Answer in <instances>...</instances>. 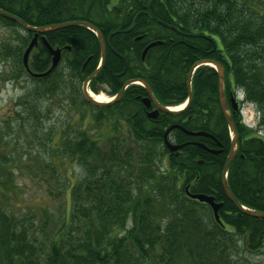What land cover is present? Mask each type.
<instances>
[{"label":"trees","instance_id":"1","mask_svg":"<svg viewBox=\"0 0 264 264\" xmlns=\"http://www.w3.org/2000/svg\"><path fill=\"white\" fill-rule=\"evenodd\" d=\"M116 2L0 0V8L36 28L89 23L104 39L111 38L109 33L114 30H127L138 15L133 31L150 32L147 41L129 50L131 41L125 47L123 42L111 40L115 51L107 49L102 70L90 84L94 92L99 91L98 85L107 84L106 90L113 96L123 88L125 79L133 78L145 81L161 106L175 107L188 100L187 78L195 64L213 61L221 65L228 94H244L239 110L251 104L259 115L256 129L244 124L240 111L232 115L238 144L227 182L241 206L264 213V0ZM0 22L22 28L2 16ZM33 37V32L26 31L19 47L4 44L0 56L15 60L16 78L27 75L34 81L38 99L49 98L64 88L76 94L77 85L94 73L101 61L98 36L86 26H70L39 34L40 40L61 48L64 58L47 76H31L22 58ZM118 37L133 38L126 33L114 38ZM165 38H173V42L169 44ZM157 40L164 43L150 49L142 60L144 45ZM120 54L128 59L126 71ZM51 64L48 49L39 42L31 53L29 70L43 74ZM62 67L69 74L60 71ZM192 93L186 110L177 115L160 113L156 121L147 118L144 105L134 100L136 94L147 95L140 85L126 90L121 101L97 107V124L109 116L124 119L129 137L116 135V129L108 139L109 147H103L85 130L63 139L61 154L74 162L72 175L77 180L71 189L69 217L53 239L46 229L38 228L34 218L27 224L28 216L18 217L0 205V264H238L235 255L240 243L245 252L264 251V219L249 216L235 206L222 185L232 141L214 68L201 66L196 70ZM173 125L213 135L223 152L214 155L188 145L179 153H170L163 136ZM169 139L176 144L191 140L217 147L211 139L191 137L180 129H174ZM7 184L4 181L3 187L8 188ZM187 190L222 203L224 226L215 222L208 205L188 197ZM46 216L48 225L51 218Z\"/></svg>","mask_w":264,"mask_h":264},{"label":"rangeland","instance_id":"2","mask_svg":"<svg viewBox=\"0 0 264 264\" xmlns=\"http://www.w3.org/2000/svg\"><path fill=\"white\" fill-rule=\"evenodd\" d=\"M22 34H26L23 28L0 22V54L4 44L19 47ZM60 71L67 70L62 67ZM15 72V60L0 56V205L18 217L28 216L27 224L34 218L38 228L46 229L55 239L71 212V189L77 182L72 175L74 162L60 151L63 139L85 130L103 147H109L108 139L115 130L116 135L129 137V127L127 121L114 116H105L107 119L97 124L99 111L84 99L82 83L77 85L76 94L64 88L38 99L34 81L27 75L16 78ZM98 89L94 92L89 86L95 94L109 97L105 87L98 85ZM239 96L243 98L242 93ZM242 117L248 125L259 120L250 104L243 105ZM4 181H8V188L3 187ZM46 214L51 218L48 225ZM238 247V264H264V251L245 252L241 243Z\"/></svg>","mask_w":264,"mask_h":264},{"label":"water","instance_id":"3","mask_svg":"<svg viewBox=\"0 0 264 264\" xmlns=\"http://www.w3.org/2000/svg\"><path fill=\"white\" fill-rule=\"evenodd\" d=\"M0 15L5 17V18H7V19H9V20H11V21H13V22H15V23H17V24H19L22 28L26 29L27 31L33 32L35 34L33 39L31 40L30 44L28 45L27 49L25 50L24 55H23V64H24L26 70L29 71V72H30V70H29L30 54L33 51V49L36 47V45L38 44V36H39V34H44V33H47V32H52V31H55V30H59V29H62V28L70 27V26H76V25L87 26L88 28H90V29H92V30H94V31H96L98 33V31L92 25H90L89 23H85V22H67V23H63V24L53 25L51 27L36 28V27L29 26L27 23H25L19 17L15 16V15L9 13V12H6V11H4L2 9H0ZM164 25L167 26V27H171V26H169V25H167L165 23H164ZM171 28H173V27H171ZM98 36H99V41H100V45H101V54H102L101 65L83 83V95H84V98L88 102H90L91 104H93L94 106H97V107H103V106H107V105L113 104L116 101L121 99V97L123 96V94H124V92L126 90V87L129 84L138 81L145 87V89L147 90V94H148V96L143 99V103L146 104L147 106H150L151 103L153 102L154 105L156 106V109L154 111L148 113V117L149 118L155 119L159 115L160 111H162V112H164L166 114H175V115H177V114H180L182 111L185 110L184 109V110L174 111L171 108H165V107L161 106L155 100L150 86L145 81H142V80H133V81L127 82L125 84V86L122 88V90L119 92L117 97L112 102H109V103L97 102L96 99H94L93 96H91V94H90V92L88 90V85H89L90 81L96 75H98L100 73V71L102 70V67L104 65V62H105V55H106L105 42H104V39H103V37H102V35L100 33H98ZM43 42L47 46V48L49 50V53H50V55L52 57V64H51V67L49 68V70L47 72L43 73V74H32V73H30L34 77H45V76H47L48 74L53 72L58 67V65L61 62V55H62L61 49H54L53 47H51V45L45 39H43ZM156 44H158V43H153V44L149 45L145 49V51L143 52V57H145L148 49L153 47V46H155ZM209 64H212L213 67H215L216 70H217L218 78H219V95H220L219 100H220L221 109H222L224 117H225V119H226V121L228 123L229 129L233 133L232 150L230 152V155H229V157L227 159L225 168H224L223 173H222V185H223L225 194L228 197V199L235 206H237L239 209H241L245 214H247L249 216H252V217L264 219V213L263 212L251 211V210H248V209L244 208L243 206H241V204L238 202V200L233 195L231 189L229 188L228 182H227V174H228V171L230 169L231 163H232V161H233V159H234V157L236 155V151H237L236 147H237V144H238V135H237L236 130H235V124H234V121L232 119V116L229 113V107H228L227 100H226V94H225V88H224L225 73H224L223 67H221L219 64H217L216 62H213V61L199 62V63L195 64V66H193V68L189 72V75H188V78H187V90H188V94H189V98H188V102H187L188 104L187 105H189L192 102V100H193V93H192V90H191V84H192V78H193V75H194V72H195L196 68L201 66V65H209ZM231 99H232L231 102H232V105H233L234 109L237 110V108H238L237 107L238 106L237 101L233 97ZM174 129H180L184 133H186L187 135L192 136V137L209 136L208 134L203 133V132H196L195 133V132H191V131H188V130L184 129L183 127H181L179 125H173L165 132V135H164L165 146L169 149V151L171 153L177 152L180 149H182L183 147H185L187 145H190V144H194V145L199 146L200 148L207 149L203 144H198V143H190V144L187 143V144H183V145H174V144L170 143L168 141V135ZM211 152L212 153H218V152H215V151H211ZM186 192H187V195L191 199L198 200L199 202H203V203L208 204L211 207V209H212V211L214 213L215 221L218 224L222 225V221L220 219L219 212H220L221 208L223 207V204L215 202L213 197H209V196L202 195V194H191V193H189L188 190Z\"/></svg>","mask_w":264,"mask_h":264},{"label":"flooded vegetation","instance_id":"4","mask_svg":"<svg viewBox=\"0 0 264 264\" xmlns=\"http://www.w3.org/2000/svg\"><path fill=\"white\" fill-rule=\"evenodd\" d=\"M117 0H113V5H115L117 2H116ZM107 4H106V6H108L107 7V9H109V4H108V2H106ZM90 9H91V6H89V11H90ZM138 17V15H136L135 17H134V19H133V21H132V23L130 24V26H129V28L127 29V30H114V31H112V32H110L109 34L111 35V38L110 37H108V38H106V39H104V37H103V35H102V37H103V39H104V42H105V46H106V53H107V49L108 48H110L112 51H115L113 48H111V40L112 41H114L115 43H119V42H123V44H124V46L126 47V45L127 44H125V43H127L128 41H131V43H132V45L133 46H129L128 48H129V50H130V48L131 49H133V50H136V48L138 47V48H140V43L141 42H145V41H147L145 38L147 37L146 36V34L147 33H150V32H145V33H142V34H138L139 32H136V31H133L134 30V26H135V22H136V18ZM159 24L162 26V27H164V28H166V29H169V30H171V31H174V32H177V33H179V31L175 28H171V27H167V26H165L164 25V23H160L159 22ZM168 25V24H167ZM170 26V25H169ZM173 27V26H172ZM90 30V29H89ZM92 32H94L93 30H91ZM151 32H153V30L151 31ZM95 33V32H94ZM120 33H126V35L127 34H132V37L133 38H129V37H118V38H114V37H116L118 34H120ZM96 34V33H95ZM164 34H165V32L163 33V34H161V36L163 37L164 36ZM97 35V34H96ZM188 35H190V34H183V36L184 37H186V36H188ZM98 36V35H97ZM112 36H113V38H112ZM99 39V38H98ZM168 41L169 42V44H171L172 42H173V38H168V39H166L165 38V41ZM39 42H41V43H43L44 44V42H43V39H39L38 40ZM156 42H158V45H155V46H153V47H151V48H149L148 49V51L150 50V49H152V48H154V47H156V46H159V45H162L163 43H164V41L163 40H157ZM99 43H100V41H99ZM153 42H151V43H149V44H145L144 45V47H143V50H142V53L145 51V49L149 46V45H151ZM101 47V46H100ZM57 49H61V48H59V47H56ZM124 49V48H123ZM68 50L69 51H71V48L69 47L68 48ZM148 51H147V53H148ZM146 53V54H147ZM121 55V54H120ZM122 56V57H121ZM119 58L121 59V60H123V62H124V65H125V71H126V69H128V67H129V62H128V59L127 58H125L123 55H121ZM102 57V56H101ZM145 57H146V55H145ZM145 57H143V54H142V56H141V59L142 60H145ZM64 58V52H63V50H62V59ZM135 59L137 60V56L135 55ZM105 60H106V55H105ZM125 74V72H123V74L122 75H124ZM131 80H133V78H131V79H125L124 80V85L127 83V82H129V81H131ZM123 85V86H124ZM102 87H105L106 89H108V85L106 84V85H101ZM132 85H129L128 87H127V90L131 87ZM126 92V91H125ZM147 92V91H146ZM125 94V93H124ZM124 94H123V96H124ZM225 94H226V99H227V102H228V107H229V113L231 114V115H233V114H235L236 112H238V111H240L239 109H238V111H236L235 109H234V107H233V105H232V102H231V98L233 97L234 98V94L233 93H230V94H228V92L226 91L225 92ZM123 96H122V98H123ZM148 96V94L146 95V96H143V97H141L139 94H136V95H134V100H138L139 102H141L143 105H144V107L146 108V114H148V112H150V111H153L156 107H155V105H154V103L152 102L151 103V105L150 106H147V105H145L144 103H143V99L145 98V97H147ZM235 97H236V94H235ZM122 98L119 100V101H121L122 100ZM119 101H117V102H119ZM116 102V103H117ZM238 104H239V106H241L240 105V103L238 102ZM241 109V108H240ZM162 114V113H161ZM147 118H148V115H147ZM158 118V117H157ZM157 119H155L154 121H156ZM204 133V132H203ZM207 134V133H206ZM209 136H201V137H203V138H206V139H211L212 141H215V144H216V146L217 147H210V146H208V145H206V144H204L205 145V147L207 148V151L208 152H210L211 154H214V155H218L219 153H221V152H223V146L221 145V143H219L217 140H216V138L213 136V135H210V134H208ZM172 138V137H171ZM172 141V140H171ZM163 142H164V140H163ZM173 142V141H172ZM188 142H191V140H189ZM188 142H184V143H188ZM176 144V143H175ZM183 144V143H182ZM179 145V144H178ZM211 151H215V152H218V153H212ZM230 152H231V149H230ZM230 152H229V154H230Z\"/></svg>","mask_w":264,"mask_h":264},{"label":"bare ground","instance_id":"5","mask_svg":"<svg viewBox=\"0 0 264 264\" xmlns=\"http://www.w3.org/2000/svg\"><path fill=\"white\" fill-rule=\"evenodd\" d=\"M91 94L93 96L94 99H96L97 102H100V103H106L108 101L111 100V98H109L108 96L104 95V94H95L94 92L91 91ZM220 97V95H219ZM227 100V99H226ZM228 104V102H227ZM184 108V105H181V106H178V107H173L172 109L173 110H182ZM238 111V110H236ZM240 114H241V117H242V111H240ZM231 115V114H230ZM232 116V115H231ZM233 119V118H232ZM243 119V117H242Z\"/></svg>","mask_w":264,"mask_h":264}]
</instances>
